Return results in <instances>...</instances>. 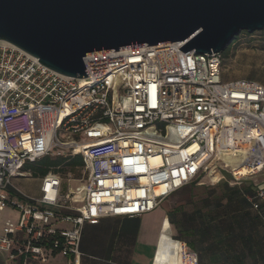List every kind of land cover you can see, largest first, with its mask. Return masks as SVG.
Here are the masks:
<instances>
[{"label":"built area","instance_id":"1","mask_svg":"<svg viewBox=\"0 0 264 264\" xmlns=\"http://www.w3.org/2000/svg\"><path fill=\"white\" fill-rule=\"evenodd\" d=\"M183 45L87 56L88 78L76 79L0 41V211L19 215L4 224L0 252L78 264L84 225L151 213L206 171L213 183L251 181L248 201L264 207V87L223 81L221 53ZM67 156H81L84 177L65 197L52 173L37 198L17 186L27 164ZM183 260L197 264L185 247Z\"/></svg>","mask_w":264,"mask_h":264},{"label":"water","instance_id":"2","mask_svg":"<svg viewBox=\"0 0 264 264\" xmlns=\"http://www.w3.org/2000/svg\"><path fill=\"white\" fill-rule=\"evenodd\" d=\"M263 30L264 0H0V41L76 79L87 56L169 43L222 54Z\"/></svg>","mask_w":264,"mask_h":264},{"label":"crops","instance_id":"3","mask_svg":"<svg viewBox=\"0 0 264 264\" xmlns=\"http://www.w3.org/2000/svg\"><path fill=\"white\" fill-rule=\"evenodd\" d=\"M38 182L36 194L29 183ZM226 176L213 183L195 178L171 194L151 213L137 218L107 217L97 225H84L78 264H154L160 236L193 252L198 264H264V207L254 210L248 197L254 194L249 180L239 185ZM27 195L39 197V179H17ZM11 207L0 211V235L7 221L17 222ZM71 259L51 253L45 264H69ZM74 261V259H73ZM0 264H24V257L0 252ZM26 264H42L28 260Z\"/></svg>","mask_w":264,"mask_h":264},{"label":"rangeland","instance_id":"4","mask_svg":"<svg viewBox=\"0 0 264 264\" xmlns=\"http://www.w3.org/2000/svg\"><path fill=\"white\" fill-rule=\"evenodd\" d=\"M264 34L254 33L251 37L240 35L239 41L233 44L227 57L223 60L222 76L225 81L252 80L264 87ZM209 171L202 172L198 177L209 178ZM84 173L71 176V181L62 179L61 195L65 197L69 191L79 187ZM29 190L36 194L38 182H30ZM77 204L73 207H76Z\"/></svg>","mask_w":264,"mask_h":264},{"label":"trees","instance_id":"5","mask_svg":"<svg viewBox=\"0 0 264 264\" xmlns=\"http://www.w3.org/2000/svg\"><path fill=\"white\" fill-rule=\"evenodd\" d=\"M254 33L264 34V30L262 32H253V33L242 32L234 40L232 45L235 44L237 41H239L238 39L240 35L245 34L246 36L251 37L252 35H254ZM231 46L228 47L222 53L223 60L225 57H227ZM222 80L225 81L223 79V76H222ZM247 81H252V80H247ZM83 168H84V162L81 156H74V157L67 156V157H43L33 164H27L24 167V170L29 173L30 178L41 180L44 176H46L49 173L58 175L62 179H66L68 176L80 175L83 172ZM197 264H198V259H197Z\"/></svg>","mask_w":264,"mask_h":264},{"label":"bare ground","instance_id":"6","mask_svg":"<svg viewBox=\"0 0 264 264\" xmlns=\"http://www.w3.org/2000/svg\"><path fill=\"white\" fill-rule=\"evenodd\" d=\"M154 264H184L183 253L179 254L177 244L173 240L161 235Z\"/></svg>","mask_w":264,"mask_h":264}]
</instances>
